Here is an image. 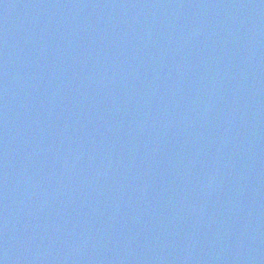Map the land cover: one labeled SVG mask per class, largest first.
Instances as JSON below:
<instances>
[{
	"label": "water",
	"instance_id": "95a60500",
	"mask_svg": "<svg viewBox=\"0 0 264 264\" xmlns=\"http://www.w3.org/2000/svg\"><path fill=\"white\" fill-rule=\"evenodd\" d=\"M0 264H264V0H0Z\"/></svg>",
	"mask_w": 264,
	"mask_h": 264
}]
</instances>
